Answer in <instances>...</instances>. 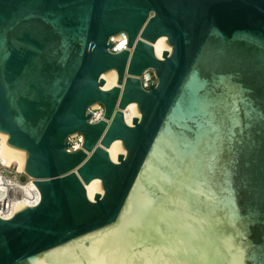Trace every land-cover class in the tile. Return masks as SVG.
I'll use <instances>...</instances> for the list:
<instances>
[{
    "label": "water",
    "instance_id": "95a60500",
    "mask_svg": "<svg viewBox=\"0 0 264 264\" xmlns=\"http://www.w3.org/2000/svg\"><path fill=\"white\" fill-rule=\"evenodd\" d=\"M0 132L41 193L0 264H264V0H0Z\"/></svg>",
    "mask_w": 264,
    "mask_h": 264
},
{
    "label": "bare ground",
    "instance_id": "6f19581e",
    "mask_svg": "<svg viewBox=\"0 0 264 264\" xmlns=\"http://www.w3.org/2000/svg\"><path fill=\"white\" fill-rule=\"evenodd\" d=\"M118 37V36H117ZM167 36L162 35L160 36L155 42H153V46L155 49V53L157 57L160 59H163V50L166 51H171L172 48L167 42ZM127 45V41L124 38H119L118 41V48L123 50ZM102 78L105 80L102 89L108 90L111 89L112 87L118 85V73L115 69H112L106 73H102ZM98 107V104H95L92 106V109H96ZM124 114H125V119L126 122L130 125H133L132 120L133 117H140L141 113L138 110V106L136 102H131L127 105V107L124 109ZM95 118L97 121L103 119V114L100 111H97L95 114ZM74 135H72L73 137ZM0 138L2 139V143L0 145V158L1 161L6 164L10 165L13 164V162L17 163L18 165V170L19 171H24L25 169V163H26V151L14 148L10 145H8L7 139H8V134L0 132ZM76 147H80V145H76ZM107 150L109 152V155L111 159L114 162H118V154H126V150L123 147L122 141L120 139H116L112 142V144L107 147ZM2 177H0V182H1ZM35 179H31L27 185L24 188V195L23 197L17 201L14 204V214L15 212L21 210L22 208L26 206H35L39 203L41 199V193L39 197L35 201H31L29 198L32 195V188L36 187V184L33 182ZM85 188L87 191V195L89 199L94 200L95 193H100L103 194L104 190L102 188V183L100 178H94L92 179L89 183L85 184ZM13 216H8L7 218L4 219H10Z\"/></svg>",
    "mask_w": 264,
    "mask_h": 264
},
{
    "label": "built area",
    "instance_id": "2783aa9c",
    "mask_svg": "<svg viewBox=\"0 0 264 264\" xmlns=\"http://www.w3.org/2000/svg\"><path fill=\"white\" fill-rule=\"evenodd\" d=\"M119 38H124L127 41V35L122 33L117 36H111L110 40L114 43V45L110 48L112 52L121 51L118 48ZM126 46V45H125ZM126 48V47H125ZM142 86L145 89H149L150 82H156V78L154 76L153 70L148 68L144 70L142 75L140 76ZM89 111L92 113L91 122L97 121L95 118V114L97 111H100L104 117V107L102 104H98L96 109L89 108ZM125 115V114H124ZM83 135L75 134L73 137H69V141L71 142L68 151H75L82 147L83 143ZM2 143V139L0 138V145ZM80 145V147H76V145ZM0 177H2L0 182V217L7 218L8 216L14 215V204L19 201L24 195V188L27 183L31 179H35L25 174L24 171H19L18 168L15 167L14 163L10 165H6L1 161L0 158ZM40 195V191L38 188H32V195L29 198L31 201H35Z\"/></svg>",
    "mask_w": 264,
    "mask_h": 264
},
{
    "label": "rangeland",
    "instance_id": "374dc122",
    "mask_svg": "<svg viewBox=\"0 0 264 264\" xmlns=\"http://www.w3.org/2000/svg\"><path fill=\"white\" fill-rule=\"evenodd\" d=\"M13 163H14L15 167H16V168H18V165H17V163H15V162H13Z\"/></svg>",
    "mask_w": 264,
    "mask_h": 264
}]
</instances>
